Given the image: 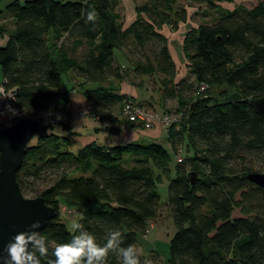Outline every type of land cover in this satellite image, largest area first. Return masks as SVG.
I'll list each match as a JSON object with an SVG mask.
<instances>
[{"label": "trees", "instance_id": "16d2710c", "mask_svg": "<svg viewBox=\"0 0 264 264\" xmlns=\"http://www.w3.org/2000/svg\"><path fill=\"white\" fill-rule=\"evenodd\" d=\"M183 1L148 0L128 27L118 12L121 0H15L0 10L15 23L0 45V68L6 88L16 89L18 108L79 113L69 107L74 91L89 102L93 118L116 120L112 113L120 108L121 115L127 101L144 105L120 93L128 74L117 61L120 51L135 75L160 76L163 96L176 99V111L183 112L167 134L171 150L183 143L193 150L175 163L155 141L92 142L73 151L70 135L49 129L69 130L76 118L42 124L38 142L28 144L18 182L25 196H41L57 209L42 232L46 238L67 241L88 230L104 243L109 230L119 228L122 244L137 250L140 235L159 217L157 184L166 177L176 225L172 264H264V189L247 179L264 173V118L250 104L264 96V0L232 10L221 4L233 0H186L218 15L187 32L182 47L189 73L176 81L177 66L160 30L187 21ZM89 10L95 21L86 22ZM72 79L80 81L77 87ZM61 198L100 205L86 209L72 232L60 217ZM237 206L245 217L233 216ZM52 259L50 249L41 261ZM104 264H119L115 251Z\"/></svg>", "mask_w": 264, "mask_h": 264}, {"label": "rangeland", "instance_id": "374dc122", "mask_svg": "<svg viewBox=\"0 0 264 264\" xmlns=\"http://www.w3.org/2000/svg\"><path fill=\"white\" fill-rule=\"evenodd\" d=\"M15 0H2L0 1V7L3 9L6 8V6L13 2ZM21 3H25L27 0H18ZM64 1H70V0H64ZM148 0H121V4L119 6L118 12L122 16V22L123 24L129 25L132 23L135 18L138 16L137 7L144 4ZM244 5H252L251 0H243ZM183 6L186 7V18L187 21L190 19L192 23H195L194 26H199L202 23L211 24L216 18H217V11L211 10L206 8L205 6H199V7H190L188 5L187 1H183ZM230 6V5H228ZM227 7V5H225ZM224 8V7H223ZM145 16V14H142V17ZM165 26V25H164ZM168 26V25H167ZM172 31H178V29H173L170 25L168 26ZM6 28L8 30L13 29V24H11L9 21L6 23ZM187 28V32L190 30ZM176 33V32H174ZM177 34V33H176ZM187 34V33H186ZM176 41L179 40L178 37H176ZM186 36V35H185ZM168 39H172L171 35H168ZM183 38V42H184ZM183 46V43H182ZM177 50L179 53V56H181L179 65L181 66V69L184 70L185 67L189 66L187 65L188 62L185 58V55L183 53V47L182 50L179 46H177ZM178 60V59H177ZM131 65L125 64V67H123L127 71V76L123 80L125 84L128 85H136V87L140 88L143 92L147 93L148 95H151L155 104L157 107H147L151 110H156L158 112H177L178 109L177 101L176 99L170 98V97H164L163 96V89L160 82V76H140L135 75L132 68H130ZM189 73V72H188ZM188 75V74H187ZM186 75V76H187ZM3 80V74L0 68V82ZM122 81V82H123ZM70 83V82H69ZM63 89H68L66 87H70V84H67L66 80L64 79ZM120 85V83H119ZM221 91L222 89H217ZM72 94V100H76L78 98L79 93L78 91H74ZM225 96V95H223ZM145 106V105H143ZM146 107V106H145ZM166 111H164L165 109ZM76 114V113H75ZM78 117L80 118L83 115L81 113H77ZM122 116V115H121ZM76 118V119H77ZM11 119L8 116H4L1 121V126L11 124ZM101 123H96V125H100ZM164 128V127H163ZM164 130V136L160 138H156L155 142H158L162 145H164L167 149L170 150V153L173 158V162L176 161V156H183L188 154H193V150H190L185 143H183L180 148L182 149V152L178 151H172L170 148V144L167 140V132ZM51 132H57L60 136H63L64 133L63 130H61L60 126H55L54 128L49 129ZM38 134L34 135L33 138L30 141L31 145H34L38 142ZM125 137V134L123 136H118L117 138H114L113 145H124L127 144L123 138ZM139 142L148 143V140L142 139ZM177 156V157H178ZM174 174V171L172 175ZM168 179L164 177V180L157 184V189L160 194V201H159V207H160V214L159 217L151 223L150 231L145 235H140L138 244H137V250L139 253L146 259H149L151 261V264H172L171 263V255H170V245L172 237L174 236L176 232V225L175 222L171 216L170 209L168 206ZM27 197H33V196H27ZM100 205V202L93 201H78V200H70L66 198H61L59 203V213L60 217L63 220V222L68 226V229L72 232L75 231L79 220L81 219L84 211L91 207H97ZM234 217H245L246 215L242 213L241 207H236L233 213Z\"/></svg>", "mask_w": 264, "mask_h": 264}, {"label": "water", "instance_id": "95a60500", "mask_svg": "<svg viewBox=\"0 0 264 264\" xmlns=\"http://www.w3.org/2000/svg\"><path fill=\"white\" fill-rule=\"evenodd\" d=\"M251 106L264 118V96L252 99ZM42 124L35 118H21L0 127V254L14 233L26 230L34 220H41V233L57 218L55 207L41 196L27 197L18 182V172L28 144ZM247 179L264 189V173L253 172Z\"/></svg>", "mask_w": 264, "mask_h": 264}, {"label": "crops", "instance_id": "0c3cea01", "mask_svg": "<svg viewBox=\"0 0 264 264\" xmlns=\"http://www.w3.org/2000/svg\"><path fill=\"white\" fill-rule=\"evenodd\" d=\"M2 1V0H0ZM252 5H244L243 0H233L231 3H222L221 6L232 10L237 5H244L247 7H251L255 5L258 0H251ZM227 5V7H225ZM230 5V6H228ZM0 10H4L2 7H0ZM136 20V18H135ZM134 20V21H135ZM10 22L13 24V29L6 28V23ZM133 23V22H132ZM131 24V23H130ZM129 24V25H130ZM195 23H192L190 19L186 22H182L179 25L178 31H172L170 27L167 25L163 26L160 30V32L166 37L168 41V47L172 55V59L175 62L177 66V77L176 81L186 77V75L189 72V68L185 67L184 70L181 69V66L179 65V61L181 56H179L177 46L180 47L182 50V43L183 38H185V35L187 33V28L189 27H198L194 26ZM129 25L124 24V27H128ZM15 23L14 20L6 16V14L2 13L0 14V29L2 32H0V45H6L9 39V34L14 30ZM191 29V28H190ZM176 32V33H174ZM168 35L172 36V39H168ZM176 37H178L179 40L176 41ZM116 57L118 63H120L123 67H125V64L130 65L128 60L124 57L123 53L120 51H116ZM178 59V60H177ZM188 65V64H187ZM131 68V67H130ZM68 77H73V73L69 72ZM67 79V78H64ZM73 83L77 87L79 80L72 79ZM95 84H88L87 86H94ZM120 93L123 95H127L129 97L134 98L137 102H140L144 104L146 107H157L155 104L153 98L151 95H148L147 93L143 92L140 88L136 87V85H128L125 84L124 81L120 83L119 86ZM73 93V92H72ZM79 93V92H78ZM69 107L71 111L73 112H79L83 116L80 118L75 119L71 124L69 130H64L63 127H61V130H63L64 134L63 136L70 135L72 140H74V144L71 147L73 151H77L78 149L92 143L97 142L101 145L105 146H113L114 138H117L118 136H123L125 134V137L123 140L126 142H139L142 139L148 140V141H155L156 138H160L164 136V128L160 125L155 126L153 129L145 130L137 125L129 126L127 124V120L120 115V108H117L113 113L112 116L115 117L116 120H109V119H100V118H93L89 116V102L82 96L81 93H79L78 98L76 100H72V94H70V103ZM164 107H162L163 109ZM165 109V108H164ZM166 111V109L164 110ZM101 123L100 125H96V123ZM114 139V140H113Z\"/></svg>", "mask_w": 264, "mask_h": 264}, {"label": "clouds", "instance_id": "9594fccd", "mask_svg": "<svg viewBox=\"0 0 264 264\" xmlns=\"http://www.w3.org/2000/svg\"><path fill=\"white\" fill-rule=\"evenodd\" d=\"M96 13L89 10L86 22L95 21ZM5 98L0 96V99ZM11 117L19 115L12 103L0 106V118L5 113ZM42 221L34 220L26 230L14 233L5 244L0 254V264H42L50 249L54 259L49 264H104L109 251H115L119 264H151L149 259L141 261L133 244H122V233L119 228L110 229L104 243H100L95 234L88 230H80L67 241H56L46 238L41 233Z\"/></svg>", "mask_w": 264, "mask_h": 264}, {"label": "built area", "instance_id": "2783aa9c", "mask_svg": "<svg viewBox=\"0 0 264 264\" xmlns=\"http://www.w3.org/2000/svg\"><path fill=\"white\" fill-rule=\"evenodd\" d=\"M206 86H201V90H205ZM0 96H4L5 98L0 99V106L6 103H12L17 109H19V115L15 117H11L10 113H5L4 116H8L11 121L10 123L21 119V118H35L38 119L41 124H69L75 118L78 117V114H70L63 110L49 111V112H38V113H30L23 109H20L16 106L17 102V93L16 89H7L5 86V82H0ZM121 115L129 122L134 123L138 127L149 130L153 129L155 126L160 125L165 128V131L168 133L171 126L174 124H179L182 117L183 112H158L156 110H151L139 103L127 101L122 109ZM2 118H0V126H1ZM181 151V149L179 150ZM178 156V155H177ZM176 156L177 162H182V156ZM151 224L148 228V232L150 231Z\"/></svg>", "mask_w": 264, "mask_h": 264}]
</instances>
